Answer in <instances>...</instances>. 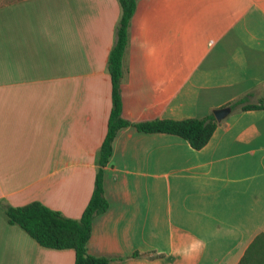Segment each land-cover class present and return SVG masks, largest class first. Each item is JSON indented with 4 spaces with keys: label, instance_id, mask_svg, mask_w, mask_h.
Masks as SVG:
<instances>
[{
    "label": "crops",
    "instance_id": "0c3cea01",
    "mask_svg": "<svg viewBox=\"0 0 264 264\" xmlns=\"http://www.w3.org/2000/svg\"><path fill=\"white\" fill-rule=\"evenodd\" d=\"M119 12L117 0L0 6V264H73L72 249L40 246L5 208L37 201L80 216L111 106L106 60ZM247 93L262 107L230 110L200 149L132 125L116 131L90 254L108 264H237L264 233V0H136L123 119L201 118Z\"/></svg>",
    "mask_w": 264,
    "mask_h": 264
},
{
    "label": "trees",
    "instance_id": "16d2710c",
    "mask_svg": "<svg viewBox=\"0 0 264 264\" xmlns=\"http://www.w3.org/2000/svg\"><path fill=\"white\" fill-rule=\"evenodd\" d=\"M19 0H0V6ZM119 16L114 28V39L106 60V71L110 78L111 106L107 118L105 135L98 149L97 170L93 188L87 203L77 219L62 216L59 212L49 209L37 201L21 206H7L5 214L9 223L22 228L40 246L73 250V264H108L113 258L105 255H93L87 251V240L91 232L93 218L104 212L107 200L103 193L102 168L111 153V143L116 131L124 126L132 125L141 132H161L173 134L184 139L193 149H200L209 140L213 130L219 124L212 112L196 118L153 119L130 123L120 115L121 101L119 96V79L121 76V60L127 44V28L134 11L136 0H117ZM250 93L242 95L224 106L230 110L258 109L262 107V99L257 103L249 102ZM132 257H155V253L133 252ZM264 264V233L257 232L237 264Z\"/></svg>",
    "mask_w": 264,
    "mask_h": 264
},
{
    "label": "water",
    "instance_id": "95a60500",
    "mask_svg": "<svg viewBox=\"0 0 264 264\" xmlns=\"http://www.w3.org/2000/svg\"><path fill=\"white\" fill-rule=\"evenodd\" d=\"M212 114L216 121H220L222 118H224L229 112L230 108L229 106H222L219 108L212 109Z\"/></svg>",
    "mask_w": 264,
    "mask_h": 264
}]
</instances>
